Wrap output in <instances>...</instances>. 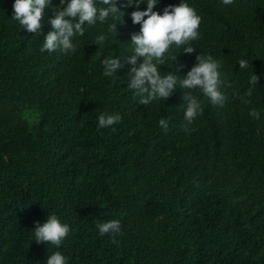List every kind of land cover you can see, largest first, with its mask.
Wrapping results in <instances>:
<instances>
[{
    "label": "trees",
    "instance_id": "obj_1",
    "mask_svg": "<svg viewBox=\"0 0 264 264\" xmlns=\"http://www.w3.org/2000/svg\"><path fill=\"white\" fill-rule=\"evenodd\" d=\"M117 3L123 22L109 45L94 42L107 29L97 23L72 53L42 52L43 33L21 29L13 0H0V264H43L56 250L34 239L49 211L71 227L60 246L68 264H264V0H190L203 16L196 50L160 68L186 74L198 53L211 54L227 97L212 104L195 91L203 111L191 123L179 87L145 105L126 88V59L104 74L103 58L132 55L140 29L137 6ZM53 15L46 6L44 33ZM103 111L122 119L98 128ZM113 218L122 232L100 235L97 221Z\"/></svg>",
    "mask_w": 264,
    "mask_h": 264
},
{
    "label": "clouds",
    "instance_id": "obj_2",
    "mask_svg": "<svg viewBox=\"0 0 264 264\" xmlns=\"http://www.w3.org/2000/svg\"><path fill=\"white\" fill-rule=\"evenodd\" d=\"M142 3L147 5L143 9L138 7ZM159 3L161 0H126V7L137 6L130 15L133 23L140 24V29L131 35L130 51L133 54L120 53L117 56L113 49L102 60L104 74L115 75L117 70L124 66L126 59L131 65L126 74V88L132 90L139 103L145 105L154 100L162 101L179 87L183 90L184 118L191 123L203 111L202 101L194 94L195 91L202 92L212 104L223 105L226 102L227 97L222 89L224 80L220 71L221 64L213 55L200 52L196 57L197 63L186 74L162 71L160 65H171L177 53H192L196 50L193 41L200 36L199 28L203 16L190 0L168 4L162 12L155 8ZM222 3L230 5L233 0H222ZM46 6L53 8L54 15L48 20L51 29L44 33L42 24ZM123 16L124 12L120 10L117 0H59V4H55L54 0H13L11 15L21 29L33 34L43 33L44 39L40 47L42 52L59 49L72 53L77 51V42L73 38L82 36L89 25L97 23L107 24V29L99 32L94 42L99 47L109 45L112 34L116 37L118 31L117 20L123 22ZM173 48L176 51H173ZM238 62L239 69L248 67L247 58H240ZM259 78L253 71L249 77L246 95H252ZM249 111L253 118L261 117L260 110L251 108ZM121 119L122 114L119 112L103 111L98 114L97 127H110ZM159 124L167 131L169 119L162 116ZM35 223L34 239L56 246V250L48 251L43 264H68V256L60 250V246L71 231L70 225L50 211L43 222L37 220ZM96 227L100 235L110 233L113 238L122 232L121 220L116 218L98 220Z\"/></svg>",
    "mask_w": 264,
    "mask_h": 264
}]
</instances>
